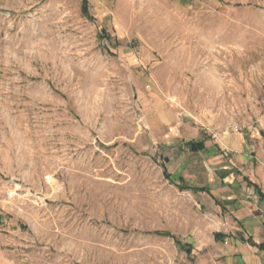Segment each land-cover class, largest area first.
<instances>
[{
  "label": "rangeland",
  "instance_id": "rangeland-1",
  "mask_svg": "<svg viewBox=\"0 0 264 264\" xmlns=\"http://www.w3.org/2000/svg\"><path fill=\"white\" fill-rule=\"evenodd\" d=\"M87 1L0 0V264H215L164 157L264 139V0Z\"/></svg>",
  "mask_w": 264,
  "mask_h": 264
},
{
  "label": "crops",
  "instance_id": "crops-1",
  "mask_svg": "<svg viewBox=\"0 0 264 264\" xmlns=\"http://www.w3.org/2000/svg\"><path fill=\"white\" fill-rule=\"evenodd\" d=\"M178 128L173 140H178ZM254 134V133H253ZM183 142V141H182ZM175 160L164 157L173 180L184 181L220 222L223 239L215 264H264V139L243 134L176 146ZM195 159L196 161H191Z\"/></svg>",
  "mask_w": 264,
  "mask_h": 264
},
{
  "label": "trees",
  "instance_id": "trees-1",
  "mask_svg": "<svg viewBox=\"0 0 264 264\" xmlns=\"http://www.w3.org/2000/svg\"><path fill=\"white\" fill-rule=\"evenodd\" d=\"M82 11H83V14L85 16H89L88 1L87 0H82ZM190 190H192V189L189 187L181 188V191H190ZM155 235L169 236L168 234H161V233H155ZM176 242L178 245L180 244L178 241H176Z\"/></svg>",
  "mask_w": 264,
  "mask_h": 264
}]
</instances>
